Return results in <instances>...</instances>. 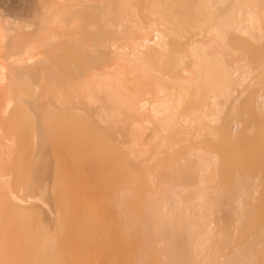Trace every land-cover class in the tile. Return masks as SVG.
I'll return each instance as SVG.
<instances>
[{
	"label": "bare ground",
	"instance_id": "bare-ground-1",
	"mask_svg": "<svg viewBox=\"0 0 264 264\" xmlns=\"http://www.w3.org/2000/svg\"><path fill=\"white\" fill-rule=\"evenodd\" d=\"M7 264H264V0H0Z\"/></svg>",
	"mask_w": 264,
	"mask_h": 264
},
{
	"label": "rangeland",
	"instance_id": "rangeland-1",
	"mask_svg": "<svg viewBox=\"0 0 264 264\" xmlns=\"http://www.w3.org/2000/svg\"><path fill=\"white\" fill-rule=\"evenodd\" d=\"M5 248L6 247H5L4 241L0 239V254L4 253ZM0 264H7V263L3 261L2 259H0Z\"/></svg>",
	"mask_w": 264,
	"mask_h": 264
}]
</instances>
